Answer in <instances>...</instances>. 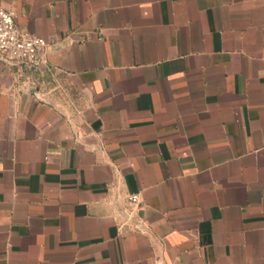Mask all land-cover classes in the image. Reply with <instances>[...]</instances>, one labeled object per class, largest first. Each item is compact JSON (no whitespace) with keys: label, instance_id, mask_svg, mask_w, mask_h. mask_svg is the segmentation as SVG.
<instances>
[{"label":"crops","instance_id":"1","mask_svg":"<svg viewBox=\"0 0 264 264\" xmlns=\"http://www.w3.org/2000/svg\"><path fill=\"white\" fill-rule=\"evenodd\" d=\"M0 7V264H264V0Z\"/></svg>","mask_w":264,"mask_h":264},{"label":"built area","instance_id":"2","mask_svg":"<svg viewBox=\"0 0 264 264\" xmlns=\"http://www.w3.org/2000/svg\"><path fill=\"white\" fill-rule=\"evenodd\" d=\"M15 20V10L0 7V62L19 68H38L44 62V49L48 44L43 38L20 31ZM126 202L127 205L117 220L119 228L143 234L145 223L138 217V195L126 196Z\"/></svg>","mask_w":264,"mask_h":264}]
</instances>
